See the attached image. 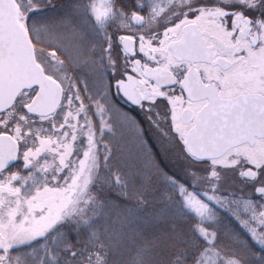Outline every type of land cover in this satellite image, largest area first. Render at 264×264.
<instances>
[{"label":"snow or ice","instance_id":"obj_1","mask_svg":"<svg viewBox=\"0 0 264 264\" xmlns=\"http://www.w3.org/2000/svg\"><path fill=\"white\" fill-rule=\"evenodd\" d=\"M0 264H264V0H0Z\"/></svg>","mask_w":264,"mask_h":264}]
</instances>
